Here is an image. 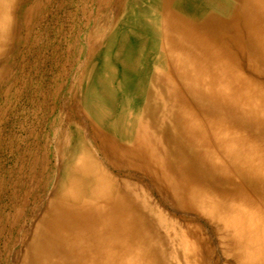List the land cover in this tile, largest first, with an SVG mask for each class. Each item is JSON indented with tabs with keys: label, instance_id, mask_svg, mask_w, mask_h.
I'll return each instance as SVG.
<instances>
[{
	"label": "bare ground",
	"instance_id": "bare-ground-1",
	"mask_svg": "<svg viewBox=\"0 0 264 264\" xmlns=\"http://www.w3.org/2000/svg\"><path fill=\"white\" fill-rule=\"evenodd\" d=\"M0 264H264V0H0Z\"/></svg>",
	"mask_w": 264,
	"mask_h": 264
}]
</instances>
